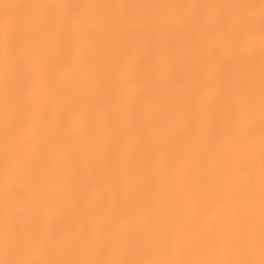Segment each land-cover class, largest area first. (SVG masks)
<instances>
[{"label": "bare ground", "instance_id": "1", "mask_svg": "<svg viewBox=\"0 0 264 264\" xmlns=\"http://www.w3.org/2000/svg\"><path fill=\"white\" fill-rule=\"evenodd\" d=\"M0 264H264V0H0Z\"/></svg>", "mask_w": 264, "mask_h": 264}]
</instances>
